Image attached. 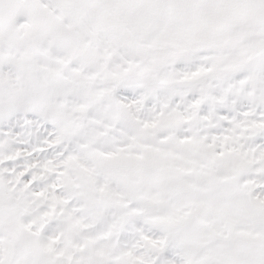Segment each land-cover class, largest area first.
Wrapping results in <instances>:
<instances>
[{
    "label": "snow or ice",
    "instance_id": "1",
    "mask_svg": "<svg viewBox=\"0 0 264 264\" xmlns=\"http://www.w3.org/2000/svg\"><path fill=\"white\" fill-rule=\"evenodd\" d=\"M0 264H264V0H0Z\"/></svg>",
    "mask_w": 264,
    "mask_h": 264
}]
</instances>
